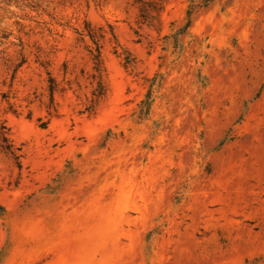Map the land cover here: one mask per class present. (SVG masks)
Wrapping results in <instances>:
<instances>
[{
    "label": "rangeland",
    "instance_id": "rangeland-1",
    "mask_svg": "<svg viewBox=\"0 0 264 264\" xmlns=\"http://www.w3.org/2000/svg\"><path fill=\"white\" fill-rule=\"evenodd\" d=\"M191 2L0 0V264H264V0Z\"/></svg>",
    "mask_w": 264,
    "mask_h": 264
},
{
    "label": "trees",
    "instance_id": "trees-1",
    "mask_svg": "<svg viewBox=\"0 0 264 264\" xmlns=\"http://www.w3.org/2000/svg\"><path fill=\"white\" fill-rule=\"evenodd\" d=\"M211 1L213 0H192L191 4H190V9H189V13H188V21L187 23L183 26V29H188L191 27V24H192V16H193V11H194V8L197 6V5H207L209 4ZM182 29V28H181ZM95 58L97 60L100 59L101 57V50H100V46L97 45V48H96V52H95ZM151 94L148 95V99L145 101L146 105H149V107H151V105L153 104V100L151 101Z\"/></svg>",
    "mask_w": 264,
    "mask_h": 264
}]
</instances>
